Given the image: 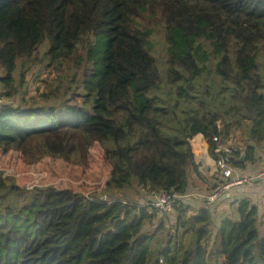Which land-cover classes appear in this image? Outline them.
Returning a JSON list of instances; mask_svg holds the SVG:
<instances>
[{"label":"trees","instance_id":"16d2710c","mask_svg":"<svg viewBox=\"0 0 264 264\" xmlns=\"http://www.w3.org/2000/svg\"><path fill=\"white\" fill-rule=\"evenodd\" d=\"M155 7L166 26L168 83L199 77L211 49L219 57L217 75L240 90L235 95L248 113L241 115L251 121L250 140L264 144V0H0V84L8 88L6 97L16 92L18 59L48 42L50 61L72 65L89 106L55 112L3 105L0 154H25L37 143L69 156L83 141L97 140L107 146L108 186L123 189L135 181L150 191L186 194L195 156L190 140L203 135L214 153L221 118L211 109L195 112L181 135L164 134L159 117L166 110L150 96L160 83L149 48L152 32L138 23ZM254 149L236 151L234 166L253 160ZM10 180L0 172V264H159V258L172 264L170 246L150 260V238L142 234L150 218L146 208L51 186L30 191L8 185ZM173 210L182 217L189 209L178 204ZM238 216L223 220L215 234L212 254L221 260L215 264H264L258 208L241 201ZM212 226L206 209L182 225L195 241L181 264H212L203 245Z\"/></svg>","mask_w":264,"mask_h":264},{"label":"rangeland","instance_id":"374dc122","mask_svg":"<svg viewBox=\"0 0 264 264\" xmlns=\"http://www.w3.org/2000/svg\"><path fill=\"white\" fill-rule=\"evenodd\" d=\"M138 23L152 32L149 48L160 74V83L150 96L159 108L166 110V114L159 117L164 134L181 135L186 126L185 122L191 119L192 114L211 109L221 118L219 126L222 142L231 144L235 151L243 155L244 148L250 142L251 121L248 117H243L248 113L242 107L241 96L235 95L240 90L236 85H225L217 75L219 57L212 56L211 49L207 48L208 61L200 64L204 72L192 81L171 85L167 81L170 68L162 11L155 7L142 15ZM48 50L49 43L44 42L33 56L18 59L16 70L12 74L16 92L8 98V88L5 84H0V108L3 105H12L22 109L59 112L67 105L73 104L89 109V106L84 104L85 93L82 85L79 80L74 79L75 69L67 62L52 63L47 54ZM260 53L259 73L264 76V48ZM77 74L80 75L81 72L78 71ZM4 75L5 71L0 68V78ZM179 86L184 88V92L178 94ZM190 144L195 156L188 168L189 187L206 188L208 179L203 175L205 170L214 172L215 180L218 179L217 152H211L203 135L195 136L190 140ZM106 148L105 144L89 139L78 146L77 153L68 156L48 153L44 145L33 143L25 154L15 151L0 154V170L11 178L8 185L15 184L26 190L51 186L70 189L90 199L109 203L123 201L146 208L150 218L144 222L142 234L150 238V248L153 252L150 260L155 262L156 253L170 246V262L181 264L184 253L192 248L195 241L193 233L182 227L192 215L186 211V216L181 217L173 209L166 212L150 209L154 197L150 194L152 191L146 189L147 193H144L143 188L135 181L123 189L108 186L112 167L105 154ZM185 207L187 210L190 208L183 205V208ZM211 228H215L214 224ZM258 229L264 234V216L258 218ZM211 234L203 245L208 250L209 262L215 264L221 260H217L212 254L215 235L213 231ZM158 260L159 264H166V260Z\"/></svg>","mask_w":264,"mask_h":264},{"label":"built area","instance_id":"2783aa9c","mask_svg":"<svg viewBox=\"0 0 264 264\" xmlns=\"http://www.w3.org/2000/svg\"><path fill=\"white\" fill-rule=\"evenodd\" d=\"M1 101V100H0ZM214 141L216 147V167L218 179L217 182L210 188V190L203 194H186L180 195L173 192H156L152 191L154 197L150 208L166 212L173 209L174 205H184L189 200L200 199L203 202V209L210 210L213 206L221 201V199L230 195V191L236 187L252 186L255 184L264 183V170L254 175H244L239 168L235 167L233 160H240L235 155V149L231 144H224L222 139L215 137ZM1 172V170H0ZM2 173V172H1ZM3 174V173H2ZM4 177H7L3 174ZM147 193L146 189H142Z\"/></svg>","mask_w":264,"mask_h":264},{"label":"crops","instance_id":"0c3cea01","mask_svg":"<svg viewBox=\"0 0 264 264\" xmlns=\"http://www.w3.org/2000/svg\"><path fill=\"white\" fill-rule=\"evenodd\" d=\"M248 146H253L255 148L253 160L244 163L243 168L239 169L244 175H254L264 170V144L257 145L254 141L250 140L247 147ZM203 175L208 179V184L205 186L206 188L189 187V194L196 193L203 195L217 182L214 177V172L207 169L203 172ZM201 177L203 178V176ZM207 186L210 188L208 187L207 189ZM241 201H247L252 206H256L259 210V217L264 216V183L233 188L230 191V195L221 199L219 203L210 208L209 212L212 214V221L215 226L213 230L211 229V232L213 231L214 235L223 220H237L239 218L238 208ZM184 205L190 207L188 212L192 215L191 217L197 215V212L203 209V202L200 199L197 200L194 198L184 203Z\"/></svg>","mask_w":264,"mask_h":264}]
</instances>
